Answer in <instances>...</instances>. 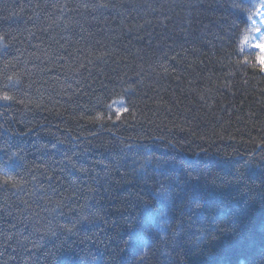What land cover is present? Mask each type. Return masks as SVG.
I'll list each match as a JSON object with an SVG mask.
<instances>
[{
    "label": "trees",
    "instance_id": "16d2710c",
    "mask_svg": "<svg viewBox=\"0 0 264 264\" xmlns=\"http://www.w3.org/2000/svg\"><path fill=\"white\" fill-rule=\"evenodd\" d=\"M261 6L0 0V264H264Z\"/></svg>",
    "mask_w": 264,
    "mask_h": 264
},
{
    "label": "rangeland",
    "instance_id": "374dc122",
    "mask_svg": "<svg viewBox=\"0 0 264 264\" xmlns=\"http://www.w3.org/2000/svg\"><path fill=\"white\" fill-rule=\"evenodd\" d=\"M261 4L264 5V0H260ZM254 27L256 29V34L252 39H250V43L252 47L260 49L264 53V6H261L257 19L253 22Z\"/></svg>",
    "mask_w": 264,
    "mask_h": 264
},
{
    "label": "snow or ice",
    "instance_id": "6c2138e0",
    "mask_svg": "<svg viewBox=\"0 0 264 264\" xmlns=\"http://www.w3.org/2000/svg\"><path fill=\"white\" fill-rule=\"evenodd\" d=\"M262 6H264V5H262ZM262 47H264V46H262ZM261 65H262L261 70L264 71V58H261ZM4 99L7 100V99H9V97L5 96Z\"/></svg>",
    "mask_w": 264,
    "mask_h": 264
}]
</instances>
